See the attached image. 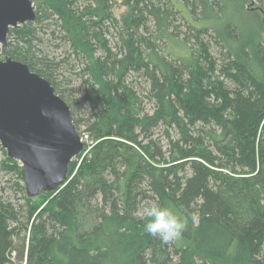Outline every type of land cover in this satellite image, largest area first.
Segmentation results:
<instances>
[{"label":"trees","instance_id":"obj_1","mask_svg":"<svg viewBox=\"0 0 264 264\" xmlns=\"http://www.w3.org/2000/svg\"><path fill=\"white\" fill-rule=\"evenodd\" d=\"M35 1V20L10 29L0 59L26 65L66 103L55 72L68 59L41 51L52 24L50 42L78 64L81 122L66 104L86 141L66 184L32 198L0 149L19 195L0 187V264H264V0H123L113 48L111 0L82 10ZM159 43L176 50L173 62ZM135 74L149 85L144 97ZM152 204L181 216L179 240L147 234Z\"/></svg>","mask_w":264,"mask_h":264},{"label":"water","instance_id":"obj_2","mask_svg":"<svg viewBox=\"0 0 264 264\" xmlns=\"http://www.w3.org/2000/svg\"><path fill=\"white\" fill-rule=\"evenodd\" d=\"M35 20L31 0H0V48L10 29ZM0 147L20 164L28 197L53 193L67 180L68 164L83 151L67 104L28 67L0 59Z\"/></svg>","mask_w":264,"mask_h":264},{"label":"rangeland","instance_id":"obj_3","mask_svg":"<svg viewBox=\"0 0 264 264\" xmlns=\"http://www.w3.org/2000/svg\"><path fill=\"white\" fill-rule=\"evenodd\" d=\"M73 1H75L74 6L78 10H82L87 4L91 3V0H73ZM122 1L123 0H111L110 10H111L112 18L115 20V22L113 24L111 21L105 23L108 33L105 35V38L107 39L109 45L112 48L116 43V36L118 35V30L121 25L119 20L121 19V16L124 15V13L126 12V7H124L121 4ZM31 2L33 3L34 8L36 9V1L31 0ZM175 10H177V8H175ZM262 19L264 23V13H262ZM46 25L47 27L40 32V36H39L43 41L41 51L44 55L48 56L49 58H53L55 63L60 62L62 59H66V58L68 59L66 65L63 63H59V66L57 67L55 74H56L57 82L60 85L61 95L64 97L66 103L70 106L73 119L78 122H81L83 119L84 112L86 111V106L82 100L84 89L82 88L80 82L76 77V74L78 72V66H77L78 64L72 61V57L71 58L69 57V52L67 47L65 48V45L60 42L59 38L57 41H53L52 43L50 42L48 35L50 31L54 28V26L50 23H47ZM175 25L179 27L180 31H185L184 28L185 24L180 22V20L176 21ZM262 31L263 32L261 33V35L264 41V26L262 28ZM56 36L58 37V35ZM157 49L158 52L168 62H173L172 57L169 55V53L171 52L175 53L176 50L171 49L170 43L169 44L159 43L157 44ZM184 54L185 53L181 51L179 56H184ZM130 80L132 83V87L135 89V91H137L140 96L144 97L146 91L149 90V85L145 81V79L135 74V75H131ZM142 104L144 110H147L150 113L151 111L150 104L144 99ZM80 131H83V127L80 128ZM161 131L160 130L156 131L158 137L161 136ZM162 141L164 140L162 139ZM2 159H3V155L0 150V161ZM14 181H15L14 176H12L11 174H7L4 171H0V187L5 190L6 192L5 195H8L11 199L14 200V202H16L17 198H19V195H17V198L14 197L15 196L14 187H13Z\"/></svg>","mask_w":264,"mask_h":264},{"label":"clouds","instance_id":"obj_4","mask_svg":"<svg viewBox=\"0 0 264 264\" xmlns=\"http://www.w3.org/2000/svg\"><path fill=\"white\" fill-rule=\"evenodd\" d=\"M142 215L146 220L144 228L147 234L158 238L165 245L179 240L186 228L177 212L159 204L145 207Z\"/></svg>","mask_w":264,"mask_h":264},{"label":"built area","instance_id":"obj_5","mask_svg":"<svg viewBox=\"0 0 264 264\" xmlns=\"http://www.w3.org/2000/svg\"><path fill=\"white\" fill-rule=\"evenodd\" d=\"M81 140L84 142V141H86V137L85 136H82L81 137Z\"/></svg>","mask_w":264,"mask_h":264}]
</instances>
